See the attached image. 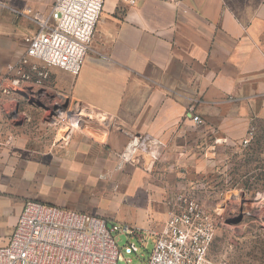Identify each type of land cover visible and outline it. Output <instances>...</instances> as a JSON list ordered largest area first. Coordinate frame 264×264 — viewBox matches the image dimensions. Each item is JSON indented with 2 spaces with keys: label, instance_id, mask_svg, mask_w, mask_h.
Instances as JSON below:
<instances>
[{
  "label": "crops",
  "instance_id": "1",
  "mask_svg": "<svg viewBox=\"0 0 264 264\" xmlns=\"http://www.w3.org/2000/svg\"><path fill=\"white\" fill-rule=\"evenodd\" d=\"M51 3L0 0V74L20 57L24 36L36 30ZM90 47L79 74L49 66L44 83H22L11 95L0 92V246L26 200L92 214L74 201L53 198L46 184L38 190V167L72 165L86 156L54 151L53 132L39 138L31 125L41 92H62L66 104L93 111L99 140L113 150L134 137L143 138L147 148L161 143L188 151L192 141L198 144L194 137L200 130L212 128L206 122L198 126L192 115L224 117L231 98L239 102L231 114L246 117L264 96V0H138L134 5L105 0ZM25 115L26 121L14 122ZM83 142L76 135L72 146L81 149ZM140 207L132 206V214ZM141 249L134 252L135 264L148 258Z\"/></svg>",
  "mask_w": 264,
  "mask_h": 264
},
{
  "label": "rangeland",
  "instance_id": "2",
  "mask_svg": "<svg viewBox=\"0 0 264 264\" xmlns=\"http://www.w3.org/2000/svg\"><path fill=\"white\" fill-rule=\"evenodd\" d=\"M38 68L47 72L44 66ZM41 93L44 98L33 109L31 125L39 138L53 132L54 151H81L86 156L83 160L76 157L78 163L72 165L38 167V190L46 184L48 194L57 200L74 201L110 225L128 224L142 231L150 228V220L154 224L166 221L178 193L193 196L206 210L217 212L211 259L218 264H264V96L256 110H247L246 117L231 114L239 105L231 98L226 101L224 117L199 116L203 122L198 126L206 122L212 128L200 130L194 137L198 144L192 141L186 151L182 145L169 148L161 143L147 148L143 138L134 137L121 149H108L99 140L93 111L66 104L68 98L62 92ZM26 115L14 122L26 121ZM76 135L85 138L78 145L81 149L73 147ZM206 141L214 147L206 150ZM137 203L142 207L132 214L130 208ZM116 239L119 247L128 242L125 234ZM152 240L141 249L145 258ZM137 261L133 258L132 264Z\"/></svg>",
  "mask_w": 264,
  "mask_h": 264
},
{
  "label": "built area",
  "instance_id": "3",
  "mask_svg": "<svg viewBox=\"0 0 264 264\" xmlns=\"http://www.w3.org/2000/svg\"><path fill=\"white\" fill-rule=\"evenodd\" d=\"M134 5L138 0H121ZM175 3L176 0H158ZM105 0H52L49 11L37 19V28L24 36L20 57L0 74V92L8 95L22 83L39 84L47 73L38 68L58 67L79 74L91 53V41ZM192 121L203 120L192 115ZM216 211L206 210L193 196L176 195V203L159 228L142 229L112 223L85 212L28 200L6 244L0 246V264H132V255L146 248L143 264H218L209 249L217 225ZM115 233V235H114ZM128 242L118 246L116 236Z\"/></svg>",
  "mask_w": 264,
  "mask_h": 264
}]
</instances>
